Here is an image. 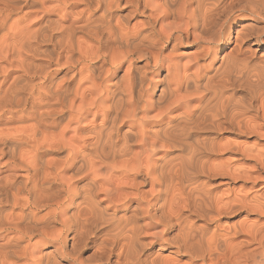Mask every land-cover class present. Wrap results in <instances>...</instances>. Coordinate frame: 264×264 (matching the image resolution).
<instances>
[{
	"label": "clouds",
	"instance_id": "obj_1",
	"mask_svg": "<svg viewBox=\"0 0 264 264\" xmlns=\"http://www.w3.org/2000/svg\"><path fill=\"white\" fill-rule=\"evenodd\" d=\"M33 2L23 13L29 0H0V167L12 169L0 206L22 197L19 212L0 215V232L12 233L0 264H109L113 254L115 264H264V146L248 165L246 142L219 135L249 134L250 117L264 138V56L219 55L228 13L218 0ZM122 7L129 14L113 16ZM231 10L264 21V0H232ZM52 11L56 19L33 27ZM192 43L193 54L177 50ZM225 144L240 155L222 158ZM50 152L64 153L56 167L41 155ZM218 177H228L222 190ZM246 178L251 187L232 185ZM240 211L255 218L220 222ZM97 234L101 247L82 257Z\"/></svg>",
	"mask_w": 264,
	"mask_h": 264
},
{
	"label": "bare ground",
	"instance_id": "obj_2",
	"mask_svg": "<svg viewBox=\"0 0 264 264\" xmlns=\"http://www.w3.org/2000/svg\"><path fill=\"white\" fill-rule=\"evenodd\" d=\"M123 2V0H122ZM231 3L232 0H218V4L216 5V8L219 12H226L228 13L227 16V24H226V28L227 31H223L221 38H220V43L217 44V48L220 50L219 51V55L222 58H226L230 55H232L233 51L236 49H239L240 52L242 53H255V55L253 56V59H258L261 57V55H258L257 50L263 48L264 49V35L260 34L259 31V26L260 25H264V21H258L257 19H254L251 15L245 14L243 12L237 14L236 12L231 10ZM40 7L39 3H34L33 0H29V3L26 4L24 6V8L21 10L23 13H34L36 9H38ZM78 5H70L69 6V10H74L76 8H78ZM190 7H195V4L191 5ZM142 8V5H141ZM131 11L130 8H118L114 11L113 16L116 17H123V16H127L129 14V12ZM147 13V10H145ZM16 13L11 14L10 16V22L12 20H15L16 18ZM56 11H52V12H47L44 17L42 18V20H38L36 21V23L33 25V27H36L37 25L49 20V18L51 19H56ZM144 17L137 15L136 17H134L133 22L135 21H143ZM162 19H164L162 17ZM169 21L171 20V17L168 18ZM23 23V21H21V24ZM159 23V22H158ZM205 23V19L203 16H201L199 18V20L196 21V24L198 27L202 28L204 26ZM180 25L177 24L175 25V27H179ZM167 29H165V34L167 33ZM189 31H191V29H189ZM176 40H175V34L173 33V36L170 37L168 39V43L164 49V51L170 52L173 49V45H175ZM199 48V44L198 43H192V44H186V45H181L177 50L179 52L185 53V54H193L195 53V51ZM262 50V49H261ZM4 56V53L2 51H0V60H2ZM138 65H143L144 61L140 60L136 62ZM127 68V64H123L119 67V69H117V72L119 75H123V72L126 70ZM0 71H3V67H0ZM68 72L67 68H61L60 70H58L57 72L51 74L48 79L46 80L47 84H51L54 81H58L60 77H62L65 73ZM16 75V72L14 71H10L8 73L7 76V80L8 82H11L12 78ZM241 95V93H237V96ZM192 103H196V101H192ZM173 111L178 112L179 109H174ZM67 114H64V116L58 117L57 118V125L59 126L60 124L65 123V119L64 117ZM249 119L250 117H246L244 122H243V127L244 129L249 133V134H240V133H233V132H222L219 135L223 136V135H227L230 136L231 138L235 139L236 137H247L250 135H254L256 137L261 138L260 134H259V129L255 126L254 123H249ZM4 121H0V129H2L4 127ZM127 125H125L126 127ZM9 128H13L15 127L14 124H9L8 125ZM239 127V124H238ZM62 134L64 135H68L67 132L64 131V129H61ZM5 135V133L3 131H0V138H3V136ZM9 135H11V133H9ZM229 139V138H228ZM263 139V138H262ZM14 141L12 139H9L7 141V145L5 150L7 151L9 147H11L13 145ZM71 145L67 144L66 148H70ZM230 145L225 144L224 145V150H223V155H236L237 153H233L230 150ZM44 156V158H47L48 155H51L53 157L50 166L51 167H56V158L64 155L63 152H50L47 154H41ZM5 160L8 159V155H5L4 157ZM253 164H255V161H253ZM252 164V165H253ZM66 174L70 177L71 176V172L72 169H65ZM12 173V169H10L7 165H5L4 167H0V180L7 182L11 176ZM228 180V177H218L216 180L213 181V183H217L221 185V190L223 189V187L225 186V182ZM236 181H239L241 183V185H246L248 187H251V180L246 178V179H236L233 180L232 183H235ZM77 183H83V181H77ZM260 183H264V181H259L256 184V187L260 186ZM233 185V184H232ZM30 198V197H29ZM22 199V197H16L15 195H13L12 200V206L11 208H9V206L7 204L0 206V215H6L7 213H9L10 211L15 214L16 212H19V207H17V203L18 201ZM255 213H249L247 211H240L238 213H236L235 215H225L222 216L220 218V222L222 224L225 223H230L231 221V225H236V224H242L244 221L245 217L248 218H255ZM8 223L11 224L12 220L9 217L8 218ZM12 235L11 232H0V244L5 243L10 236ZM71 235H75V233H72ZM103 242V237L100 234H97L96 236H93L91 238L88 239L86 246L84 247L81 256L84 258H91L93 257L96 252L97 249H99L101 247V244ZM153 247H158V245H154ZM54 248V245L52 243H48L46 244L42 251L44 252H51ZM116 250H114L115 253ZM102 258V257H101ZM117 256L115 254L112 255V257L110 258L109 264H115V261L117 260Z\"/></svg>",
	"mask_w": 264,
	"mask_h": 264
},
{
	"label": "rangeland",
	"instance_id": "obj_3",
	"mask_svg": "<svg viewBox=\"0 0 264 264\" xmlns=\"http://www.w3.org/2000/svg\"><path fill=\"white\" fill-rule=\"evenodd\" d=\"M261 49L257 50L258 55L264 56V49L263 48H261ZM223 137L226 140L228 138L229 139H233V138H231L230 136H227V135H223ZM235 139H239L242 142H246V145H247L246 150L249 153V158H247L245 160V163L248 164V165H252L253 161H255V160L252 159L251 157L257 155V152H258V149H259L260 146H264V138L262 139V138L254 136V135H250V136H247V137H236ZM257 142H259V143H257ZM239 155H240V153H238L236 155H233V156H239ZM229 156H232V155H223L222 158H227ZM232 184L236 188H239V186L241 185V183L239 181H236L235 183H232ZM231 222H233V221H231ZM231 222L230 223H225V224L231 225Z\"/></svg>",
	"mask_w": 264,
	"mask_h": 264
}]
</instances>
